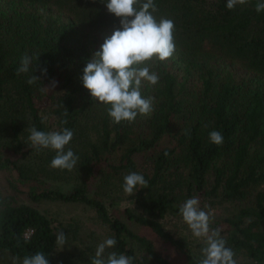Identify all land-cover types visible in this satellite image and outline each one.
I'll use <instances>...</instances> for the list:
<instances>
[{
    "label": "trees",
    "instance_id": "16d2710c",
    "mask_svg": "<svg viewBox=\"0 0 264 264\" xmlns=\"http://www.w3.org/2000/svg\"><path fill=\"white\" fill-rule=\"evenodd\" d=\"M106 2L0 0V170L7 173L9 186L31 202L89 207L117 241L110 251L141 264L136 247L153 263L169 264L149 240L131 232L88 194L89 183L100 173L110 170L123 182L136 172L134 158L145 155L147 188L129 196L140 213L125 208L128 221L175 248L186 264H197L184 242L159 221L179 215L183 202L196 194L211 206L233 204L235 210L213 219L211 227L220 229L227 246L249 264H264V12L255 11L257 0L235 10L227 9L226 0H154L157 20L174 21L176 51L167 61L152 62L159 82L141 89L145 98H154V111L120 124L111 121L106 106L93 100L81 82L86 61L119 27ZM24 53L41 56L29 73L17 74ZM37 63L46 75L35 72ZM34 74L40 81L29 85ZM51 81L57 89L43 95L53 118L48 129L34 99ZM31 127L73 131L65 150L71 148L79 157L76 167L51 168L55 152L26 143ZM212 130L223 134L222 145L209 142ZM66 174L79 179L68 191L43 186L45 179ZM55 236L51 221L36 209L0 195V251L18 257L19 263L45 252L49 264H57Z\"/></svg>",
    "mask_w": 264,
    "mask_h": 264
},
{
    "label": "clouds",
    "instance_id": "9594fccd",
    "mask_svg": "<svg viewBox=\"0 0 264 264\" xmlns=\"http://www.w3.org/2000/svg\"><path fill=\"white\" fill-rule=\"evenodd\" d=\"M249 0H226V7L235 10L244 6ZM109 14L119 19V27L106 37L98 51L86 61L81 82L90 93L93 100L106 106L107 115L115 124L134 122L138 115L148 116L154 111V98H145L141 89L145 83L155 86L159 82V75L152 71V62H164L170 59L175 51L174 21L154 16L156 7L154 0H107L104 3ZM257 13L264 12V0H257ZM41 55L24 53L20 57V67L17 74L29 73L33 61H39ZM41 71L46 75V68L41 69L39 63L35 72ZM40 81L35 74L27 79L29 85ZM57 82L51 81L46 90L51 91ZM67 115V111L65 112ZM42 119H47L43 117ZM66 124L67 121H61ZM208 125H205L207 128ZM27 144L40 151L50 149L55 152L50 167L53 169L72 171L79 157L71 148L66 149L73 139L74 133L68 128L54 131H40L35 127L28 128ZM190 138V130L185 132ZM210 143L220 146L224 137L220 131L212 130L208 133ZM147 180L138 172H130L123 178V191L133 196L137 189L147 188ZM207 209V210H206ZM183 222L188 226L194 238L202 240L200 259L197 264H237L235 252L227 246V241L221 236L220 229L212 228V211L207 205L202 208L197 196L183 202L179 208ZM55 247L60 251L67 245V236L63 231L55 236ZM116 239L107 237L100 242L90 264H134L135 258L116 251ZM19 261V258H15ZM20 264H49V257L45 252L25 256Z\"/></svg>",
    "mask_w": 264,
    "mask_h": 264
},
{
    "label": "rangeland",
    "instance_id": "374dc122",
    "mask_svg": "<svg viewBox=\"0 0 264 264\" xmlns=\"http://www.w3.org/2000/svg\"><path fill=\"white\" fill-rule=\"evenodd\" d=\"M234 69L237 74H240V69L237 66H235ZM56 89L57 84L51 91L44 89L43 94L40 93L36 95L34 99V104L38 109L41 121L48 129L53 128V118L50 110V102L45 97L50 96ZM44 94L46 95L45 97L43 96ZM43 117H47V119H42ZM28 136L29 134L26 135L25 138L27 139ZM2 156L8 157V154L4 152ZM10 157L12 159L16 158L15 156ZM114 159L115 158L112 157L110 159L111 162H113ZM134 161L136 172L143 174L149 171L145 155L136 156ZM54 179L55 180L45 179L43 181V186L48 188L56 187L61 189V191H68L71 185L79 183L78 177L74 174H66V176L63 175ZM122 186L123 182H120L118 176H114L110 170H105V172L100 173L96 179L89 183L88 194L92 198L108 206L110 213L117 219L123 221L131 232L149 240L153 246L154 252L169 264H186L184 257L175 248L154 236L148 229L138 226L125 218L123 214L125 208H129L136 213L140 212L131 204L129 196L124 193ZM0 195L9 198L14 204H23L36 209L51 221L55 234L61 231L64 232L67 236V245L64 246L62 251L56 247L54 249L53 255L57 264H90V259L94 256L97 245L105 238L111 237V233L107 226L101 223L96 213L91 208L75 203H56L48 201H41L38 203L31 202L25 195L20 194L9 186L7 173L1 170ZM195 196L199 198L202 208L204 205H207L208 209L212 211L213 219L228 215L236 208L235 205L229 203L211 206L210 203L202 199L201 195L196 194ZM159 222L164 230L173 235L174 238L184 242L186 248L194 258L200 259V249L203 247V242L192 236L191 231L183 222L180 214L176 216L167 215ZM134 250L141 264H155L147 258L142 251L136 249V247H134ZM107 251L110 250H106L105 255H107ZM235 254L237 264H249L242 254L237 252H235ZM0 264L20 263L8 253L0 251Z\"/></svg>",
    "mask_w": 264,
    "mask_h": 264
}]
</instances>
